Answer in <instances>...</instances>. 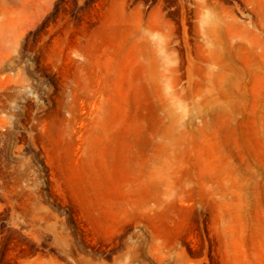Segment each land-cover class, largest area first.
I'll list each match as a JSON object with an SVG mask.
<instances>
[{
    "label": "rangeland",
    "instance_id": "rangeland-1",
    "mask_svg": "<svg viewBox=\"0 0 264 264\" xmlns=\"http://www.w3.org/2000/svg\"><path fill=\"white\" fill-rule=\"evenodd\" d=\"M0 264H264V0H0Z\"/></svg>",
    "mask_w": 264,
    "mask_h": 264
}]
</instances>
